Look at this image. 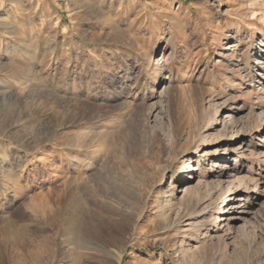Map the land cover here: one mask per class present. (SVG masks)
Returning <instances> with one entry per match:
<instances>
[{"label": "rangeland", "instance_id": "rangeland-1", "mask_svg": "<svg viewBox=\"0 0 264 264\" xmlns=\"http://www.w3.org/2000/svg\"><path fill=\"white\" fill-rule=\"evenodd\" d=\"M0 264H264V0H0Z\"/></svg>", "mask_w": 264, "mask_h": 264}, {"label": "bare ground", "instance_id": "bare-ground-1", "mask_svg": "<svg viewBox=\"0 0 264 264\" xmlns=\"http://www.w3.org/2000/svg\"><path fill=\"white\" fill-rule=\"evenodd\" d=\"M13 2H16V0H12ZM80 2V1H79ZM82 2V1H81ZM80 6V5H79ZM78 7V6H77ZM4 19V18H3ZM10 22L8 23H4V27L5 28H10ZM13 26V25H12ZM13 29V28H12ZM4 30V29H3ZM242 30L238 27L236 29V33H234V36H237ZM231 48H234V46H229L228 49H231ZM41 95V94H39ZM48 95V93H47ZM51 95V93H50ZM55 97V96H54ZM55 99V98H54ZM62 100V99H61ZM64 101V100H63ZM67 101V100H66ZM79 102V101H77ZM74 103V102H73ZM84 104V103H83ZM82 104V105H83ZM70 105V104H69ZM44 106V105H43ZM72 108H73V111H76L77 110V104H73L72 105ZM83 109V108H82ZM81 111V110H80ZM79 111V112H80ZM42 112V111H40ZM78 112V113H79ZM45 114V113H44ZM74 114V113H73ZM88 114V113H87ZM74 119V117H73ZM86 119V113L85 111H81L79 113V118L78 119H74L72 121V123L74 124L75 122H81L83 120ZM90 120V119H89ZM87 120V121H89ZM86 121V122H87ZM32 122V121H31ZM75 125V124H74ZM82 134V133H81ZM70 137H71V141H70V148L74 149V150H78V149H81L83 147H85L84 145V140L88 137L87 134H83L81 137L78 135V133L76 131H71L70 132ZM101 148L104 149V145H101ZM73 154H74V151H73ZM189 156V155H188ZM78 157L76 156H73V159L78 161L77 160ZM128 158V157H127ZM189 160H191V158H189ZM189 167H187V170L185 171L186 173H190V175H192L193 171L195 170H188ZM187 179H190L192 178L191 176H188L186 177ZM77 187H73L71 190H70V195L73 196L76 194L77 192ZM76 200V198H75ZM236 208H240V207H236ZM232 209L231 208H227V210H224L225 213H223V217L220 219L221 222H225L229 219V215L233 214V212L231 211ZM225 215V216H224ZM97 216H98V213H97ZM83 225V224H82ZM84 230V229H83ZM78 237L74 238V242H72L70 245H72V248H70V250L68 249V251H70V253L74 256V258L77 259L78 255H81V253H85V255H94V254H108L111 255L113 252H110L108 246L102 241L103 240V234L102 232L98 229H89L87 231H85L83 234H79L77 235ZM73 238V237H72ZM71 238V239H72ZM109 240V239H108ZM105 242H108V241H105ZM111 249V248H110ZM114 251V250H113ZM119 255V254H118ZM121 256V255H120ZM92 257V256H91ZM94 258V257H93ZM110 258V257H108ZM116 259V258H115ZM79 260V259H78ZM107 260V259H106ZM112 260V259H111ZM114 260V259H113ZM117 260V259H116ZM120 259H118L119 261Z\"/></svg>", "mask_w": 264, "mask_h": 264}]
</instances>
